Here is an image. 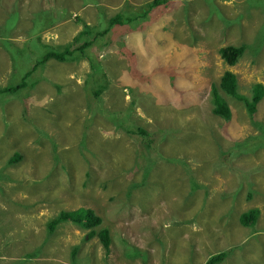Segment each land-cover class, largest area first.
I'll use <instances>...</instances> for the list:
<instances>
[{"label": "rangeland", "instance_id": "1", "mask_svg": "<svg viewBox=\"0 0 264 264\" xmlns=\"http://www.w3.org/2000/svg\"><path fill=\"white\" fill-rule=\"evenodd\" d=\"M150 1L0 0V88L21 81L39 44L138 13L86 50L107 79L98 95L83 55L0 91V264H206L219 252L213 264H264V95L250 114L221 92L226 121L209 94L226 70L247 97L264 86V0H170L141 19ZM226 45L243 48L233 65ZM80 206L100 216L107 249L67 220L48 231Z\"/></svg>", "mask_w": 264, "mask_h": 264}, {"label": "trees", "instance_id": "2", "mask_svg": "<svg viewBox=\"0 0 264 264\" xmlns=\"http://www.w3.org/2000/svg\"><path fill=\"white\" fill-rule=\"evenodd\" d=\"M168 1L170 0H151L150 2H146L144 6L145 13L141 14L140 18H144L143 16H146L147 13L152 9L159 5H167ZM130 14V13H129ZM138 16V13L134 17H130V15H123L121 12H117L110 17H106L105 19L103 16L99 18L100 23L106 22V26L101 30L100 28L93 31L89 26H85L87 28L77 32L69 41L62 43V44H39L41 45L45 51L43 54H41L40 58L36 60V62L33 64L30 70H28L24 75L21 76V81L18 82L15 85L12 86H6L3 88H0V91L2 92H12L15 91L17 88H22L24 85H26L25 78L31 74V70L38 67L40 64L44 63L46 60L52 58L57 61H65L66 59H71L76 56H85L88 57L87 49L95 43V41L99 38V36H105L107 32H109L110 28L118 23H129L135 20V18ZM139 18V19H140ZM141 18V19H142ZM97 25H95L97 27ZM86 51V52H85ZM243 48L241 46H232V45H226L222 46L218 49V53L220 57L223 59L224 62H226L228 65H233L237 62L238 57L242 54ZM89 59V57H88ZM90 67L92 68V73L94 71H97L96 73H101L100 78V84L101 87L99 89H94L93 93L94 95H98L101 88L105 86L107 83V79L104 77L105 73L98 67V64L96 62L89 59ZM91 75V74H90ZM237 81L235 75L229 71L226 70L222 73V75L219 78L218 83L212 82L210 85V98L211 102L213 104L212 107V113L215 115H218L222 117L224 120H229L231 117V107L229 106V103L227 99L224 97V95L221 92H224L225 95H233L236 96L239 99H242L245 103V106L250 114H252L256 108V104L258 101L262 98L264 95V86L260 83H254L252 85V92L251 97H247L243 94H240L237 92ZM139 131L142 134H147V131L144 129H139ZM241 149H244V147H241ZM20 155L18 152L14 153L11 160L19 159ZM257 209L255 208H248L247 210L242 211V213L239 215V221L242 225L249 226L251 223H253L256 215H257ZM67 220L69 222L75 223L79 225L80 227L84 228H90V231L88 232V236L97 234L100 237V240L102 241L103 246L107 249L108 244L110 242V236L108 235V229L103 227L99 229L98 231H95L93 228L94 226L98 225L100 223L101 218L100 216L96 215L94 210L90 207H83L80 206L77 209H66L61 210L59 213L55 216L54 219L50 220L47 224L48 231L51 232L57 225L58 222ZM223 256V252H219L216 254H212L208 257V260L206 264H213L217 262L220 257Z\"/></svg>", "mask_w": 264, "mask_h": 264}]
</instances>
